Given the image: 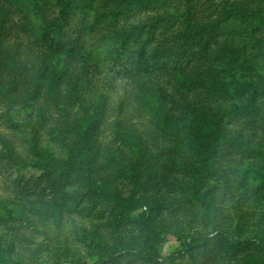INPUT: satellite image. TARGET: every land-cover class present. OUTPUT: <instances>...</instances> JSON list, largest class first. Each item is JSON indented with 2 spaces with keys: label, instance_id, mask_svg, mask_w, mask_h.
<instances>
[{
  "label": "rangeland",
  "instance_id": "374dc122",
  "mask_svg": "<svg viewBox=\"0 0 264 264\" xmlns=\"http://www.w3.org/2000/svg\"><path fill=\"white\" fill-rule=\"evenodd\" d=\"M62 1L50 0V18ZM191 1L160 0L116 24L97 19L122 9L121 0L111 7L93 3L66 30L67 43L78 40L86 58L35 44L30 0L0 10V28L11 36L0 42V151L24 160L0 159V264H264V160L202 133L215 129L264 150V99L250 103L233 91L235 83L264 89V28L247 33L244 21L222 17L230 7L264 14V0ZM137 27L141 34L121 47L115 35ZM155 46L181 54L188 62L183 71L205 89L185 90L174 73L130 78L137 52ZM227 49L236 60L225 56ZM57 65L62 74L53 91ZM147 89L158 93L170 129L146 108ZM85 127L95 130L85 141L92 179H114L111 190L120 200L145 203L128 221L115 198L90 197L70 212L62 205L82 192L78 177L34 167V150L75 158ZM204 155L220 179L199 163ZM182 165L198 171L206 208L192 200L195 178L177 172ZM171 254L175 260H165Z\"/></svg>",
  "mask_w": 264,
  "mask_h": 264
},
{
  "label": "trees",
  "instance_id": "16d2710c",
  "mask_svg": "<svg viewBox=\"0 0 264 264\" xmlns=\"http://www.w3.org/2000/svg\"><path fill=\"white\" fill-rule=\"evenodd\" d=\"M12 0H0V10H2L6 4ZM160 0H121L120 4L122 9L112 10L109 8L106 16H100L97 20L102 22L106 20L110 24L118 23V19L132 16L138 10L141 11L143 7L151 4H156ZM168 2V0H165ZM189 6L192 1L187 0ZM93 3H100L105 7H111L113 0H64L59 3L60 10L58 14L50 18L48 9L50 7V0H30V4L33 10V20L37 29V39L35 44L43 48L46 52L54 55L69 56L70 54H77L81 58L90 57L86 53L78 40H75L72 44L67 43L66 30L70 24V21L75 13L82 15L87 14L88 9ZM189 14H186V18ZM222 17L225 19L237 18L244 21L243 30L247 33H257L264 28V14L254 15L243 13L236 8H227L222 11ZM120 18V19H121ZM135 30V31H133ZM131 29H122L115 35V39L120 43L121 47L130 41L133 36H139L142 29L137 27ZM11 38L9 33L4 34L0 28V42L2 44L8 43ZM225 56L236 60V54L227 49ZM188 62L183 61L181 54H176L169 48L161 46H155L151 49L141 48L134 59L133 65L129 71L130 78H142L150 76L154 73L167 74L174 73L178 79L179 85L193 93H200L205 89L201 84L200 79L196 75L186 74L183 70ZM243 66L247 68V64L242 62ZM62 70L57 66L53 71V81L51 89L55 91L56 85L60 81ZM234 94L239 97H245L250 103L254 102L258 98L264 99V89L260 90L255 87L246 85L244 83H235L233 88ZM145 106L151 114L157 120H163L166 123V128L170 129L172 122L168 111L163 109L159 103V95L155 91L150 89L146 90ZM239 113V109H233L229 112L231 117H235ZM181 130L182 138L186 141L189 140V126L186 124H178ZM95 132L92 127H85L81 130L82 142L77 146L75 152V158L62 159L53 156L48 151L34 150L33 154L38 159V162L34 165L39 171L46 174H53L57 177L62 176H76L78 177L79 186L82 192L78 198L71 200L66 198L63 201V205L69 206V211L76 210L81 203L90 197H101L105 199L115 198L120 203V207L124 211L123 219L128 221L129 212L136 210L138 207L144 205V202H134L127 200H120L119 197L113 193L111 187L114 179H106L101 182H97L92 179V156L86 151L85 141ZM205 137L216 142H220L222 145L235 146L244 156L257 158L264 160V150L250 149L242 145L237 138L227 139L221 135L217 130H205L202 132ZM0 159H6L14 164H24V160L20 157L14 156L9 150L0 151ZM199 163L203 168L214 178L220 179L221 174L216 167L210 163L209 156L204 155L198 158ZM177 172L191 175L195 178L192 185V200L203 208H206V203L198 196L200 187V181L198 180V171L193 167L182 165L176 169ZM239 209V208H238ZM240 211V209H239ZM150 231H153L151 226H147ZM202 244H207L208 239L205 237H197ZM145 255L154 257L152 252H145ZM165 260H175L174 255L166 257Z\"/></svg>",
  "mask_w": 264,
  "mask_h": 264
}]
</instances>
